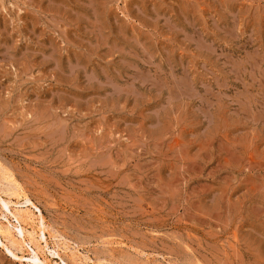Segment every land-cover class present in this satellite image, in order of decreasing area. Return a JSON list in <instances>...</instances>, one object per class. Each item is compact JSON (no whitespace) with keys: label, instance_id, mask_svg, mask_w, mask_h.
Here are the masks:
<instances>
[{"label":"rangeland","instance_id":"374dc122","mask_svg":"<svg viewBox=\"0 0 264 264\" xmlns=\"http://www.w3.org/2000/svg\"><path fill=\"white\" fill-rule=\"evenodd\" d=\"M0 195L47 264H264V0H0Z\"/></svg>","mask_w":264,"mask_h":264},{"label":"bare ground","instance_id":"6f19581e","mask_svg":"<svg viewBox=\"0 0 264 264\" xmlns=\"http://www.w3.org/2000/svg\"><path fill=\"white\" fill-rule=\"evenodd\" d=\"M2 173V172H1ZM2 180V179H1ZM2 183V182H1ZM7 183V182H6ZM9 183V182H8ZM7 183V184H8ZM12 185V183H11ZM10 188V187H9ZM9 190V189H8ZM7 190V191H8ZM6 191V190H5ZM9 192V191H8ZM2 194V193H1ZM5 194V193H4ZM3 195H0V204L7 209L6 211L8 212V215L11 216L15 222L16 225H13L10 223L9 219L4 216V220H5V224H0V239H4L7 243L8 246L5 245L1 240H0V246L2 248H4V250L6 249L8 254H10L12 257H14L15 259H19L22 260L23 257H18L16 256L11 249H9L8 247H13L20 250L21 247L23 246H28L27 244H32L35 246L36 251L34 249H29L30 251V257H28V259H26L28 261V264H47V259L44 257V250H47V239L45 237L46 235V226L44 224V219H43V215L41 213V211L39 209H37L33 203L31 201L28 200V198H25L23 200H25L23 203V205H20L21 207H17L18 203H12L10 201H7L3 199L2 197ZM5 197H7V195H4ZM20 196V195H19ZM17 196V197H19ZM10 198V197H9ZM16 198V197H14ZM17 200V199H16ZM22 200V199H21ZM17 202V201H16ZM20 204V203H19ZM9 205H13L12 208H9ZM25 205V206H24ZM24 206V207H23ZM24 208V209H22ZM31 208H33L35 210V212L31 211ZM1 214V213H0ZM26 227H29V231L27 230ZM37 232L39 233V235H37V233L35 232L36 229ZM18 232V236L20 237V239L18 240V238H16L15 236V232L14 230ZM48 233V232H47ZM49 234V233H48ZM51 235V234H50ZM55 236V235H54ZM25 237H27L28 243L25 240ZM58 241V240H56ZM66 243V242H65ZM24 244V245H23ZM41 244H43V246H41ZM67 246V245H65ZM64 246V247H65ZM57 247V246H56ZM60 247V246H59ZM12 249V250H13ZM17 250V251H18ZM21 251H23V249H21ZM20 251V252H21ZM40 251V253L38 252ZM48 252V251H47ZM61 252V251H60ZM28 253V252H27ZM55 255V257L59 258V254L57 252H52L50 253V255ZM22 255V254H21ZM62 255V254H61ZM73 255V254H72ZM77 255V254H76ZM23 256V255H22ZM75 258V257H74ZM85 258V257H84ZM60 259V258H59ZM78 259L79 255H78ZM25 260V258H24ZM61 260V259H60ZM81 261L85 260V259H80ZM88 260V259H87ZM86 260V262H87ZM90 261V260H89ZM93 261V260H92ZM79 262V261H78ZM85 262V263H86ZM25 263V262H24ZM23 263V264H24ZM81 263V262H80ZM49 264V263H48ZM63 264V263H62ZM65 264V263H64ZM74 264V263H73Z\"/></svg>","mask_w":264,"mask_h":264}]
</instances>
